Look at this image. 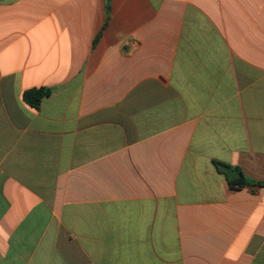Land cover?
<instances>
[{"label": "crops", "instance_id": "obj_1", "mask_svg": "<svg viewBox=\"0 0 264 264\" xmlns=\"http://www.w3.org/2000/svg\"><path fill=\"white\" fill-rule=\"evenodd\" d=\"M0 264H264V0H0Z\"/></svg>", "mask_w": 264, "mask_h": 264}, {"label": "trees", "instance_id": "obj_2", "mask_svg": "<svg viewBox=\"0 0 264 264\" xmlns=\"http://www.w3.org/2000/svg\"><path fill=\"white\" fill-rule=\"evenodd\" d=\"M107 1L109 2L110 0ZM51 93L52 90L50 88L42 87L32 89L23 93V100L32 108L37 109L40 106L42 99L44 97L50 96ZM214 164L219 172L224 173L226 175L228 183L232 188L248 182L244 179V176L240 169L233 168L227 164L218 161H215Z\"/></svg>", "mask_w": 264, "mask_h": 264}]
</instances>
